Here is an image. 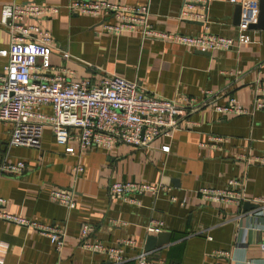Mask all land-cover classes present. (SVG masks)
Listing matches in <instances>:
<instances>
[{"label":"crops","instance_id":"1","mask_svg":"<svg viewBox=\"0 0 264 264\" xmlns=\"http://www.w3.org/2000/svg\"><path fill=\"white\" fill-rule=\"evenodd\" d=\"M111 1L148 6V20L158 31L186 35L204 31L201 22L178 17L182 0ZM239 1L210 0L205 30L237 37ZM12 2L64 4L67 0H0V10ZM37 23L51 32L59 48L70 52L65 60L54 51L52 62L73 70V79L95 81L113 73L165 98H201L204 90L215 95L187 114L188 126L173 128L146 146L117 142L110 150L92 147L80 156L66 153L49 126L42 129L38 147L9 145L11 124L0 121V160L25 164L20 174L0 175L4 209L65 228L64 246L57 251L35 230L0 220V264H136L134 256L139 248L144 249L146 238L158 234L146 230L153 220L163 223L161 232H169V238L147 251L151 258L182 264H264V252L258 245L264 215L254 214L262 207L255 200L264 198V164L245 159L264 157V111L232 115L213 109V104L227 103L230 98L251 106L255 85H264V29L249 27L242 43L229 50L201 52L144 38L139 32L97 34L101 21L89 15L61 11ZM8 46V34L0 25V51ZM7 62V53H0V74ZM77 164L83 167L79 174L73 170ZM116 181L162 183L170 190L156 197L143 194L139 204H131L108 192ZM52 189L71 191L75 207L68 210L51 201ZM204 190L232 195L216 199ZM245 202L254 206L246 208ZM83 224L89 226L88 241L113 246L130 239L137 248L123 245L125 260L111 262L79 244Z\"/></svg>","mask_w":264,"mask_h":264},{"label":"built area","instance_id":"2","mask_svg":"<svg viewBox=\"0 0 264 264\" xmlns=\"http://www.w3.org/2000/svg\"><path fill=\"white\" fill-rule=\"evenodd\" d=\"M235 2V0H231ZM210 0H182L179 18L198 21L204 31L196 35L155 30L150 24L146 5L132 6L111 0H67L64 4L45 2H12L4 4L0 10V25L7 32L9 46L6 51L8 62L0 74V121L11 124L9 145L38 147L45 126L51 128L54 140L64 147L66 153L80 156L92 147L110 150L117 142L140 147L151 143L156 137L168 134L173 128L188 126L189 112L208 104L215 93L204 90L201 98L178 95L165 98L144 90L136 81L107 73L93 81L89 78L73 79L74 71L67 66L52 62V54L62 59L71 57L67 49L59 48L51 32L37 21L51 18L61 11L69 14L89 15L100 19L97 34L110 32H139L142 37H152L163 41L187 46L201 52L229 50L242 43V34L250 24L255 23L259 14V0H240L238 36L225 37L207 30ZM32 20L30 23L26 21ZM48 107L50 112H44ZM214 111L232 115H250L255 110L264 111V85H255L251 106L246 107L230 98L227 103L213 104ZM74 140L75 144L69 142ZM223 141V138H217ZM163 146V151H168ZM247 162L264 164L263 156L245 157ZM25 168L22 161L9 163L0 160V175L20 174ZM76 174L83 171L81 165L73 167ZM235 184L234 180L230 181ZM170 187L162 183L116 181L108 187V192L131 204H139V196H157L168 193ZM204 194L216 199L230 198L232 192L204 190ZM48 198L68 210L75 207L71 191L52 189ZM175 200V197H171ZM262 207L254 212L264 215V198L255 200ZM5 199L0 197V220L12 222L26 229H32L48 238L55 250L64 246L65 228L56 227L38 220L26 218L4 209ZM163 223L151 221L146 230L157 234ZM89 226L83 224L79 244L90 251L103 254L114 263L125 260L123 245L137 248L133 240L109 246L101 241H88ZM264 252V229L258 240ZM223 255H228L222 252ZM136 264H182L151 258L142 247L134 256Z\"/></svg>","mask_w":264,"mask_h":264},{"label":"water","instance_id":"3","mask_svg":"<svg viewBox=\"0 0 264 264\" xmlns=\"http://www.w3.org/2000/svg\"><path fill=\"white\" fill-rule=\"evenodd\" d=\"M237 21L240 16V5L237 6ZM249 27L256 29H264V0H259V14L257 21L255 23L250 24ZM244 206L253 207L254 204L250 202H245ZM169 232H159L157 235H149L146 238L144 249L146 251L154 250L157 247H160L168 242Z\"/></svg>","mask_w":264,"mask_h":264}]
</instances>
